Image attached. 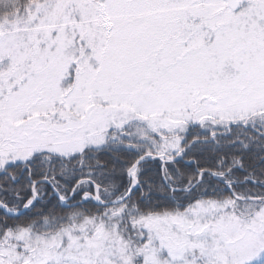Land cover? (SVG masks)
<instances>
[{
  "label": "snow or ice",
  "instance_id": "1",
  "mask_svg": "<svg viewBox=\"0 0 264 264\" xmlns=\"http://www.w3.org/2000/svg\"><path fill=\"white\" fill-rule=\"evenodd\" d=\"M0 264H264V0H0Z\"/></svg>",
  "mask_w": 264,
  "mask_h": 264
}]
</instances>
